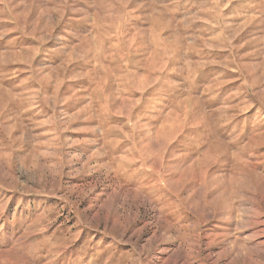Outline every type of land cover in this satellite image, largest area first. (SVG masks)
<instances>
[{
	"label": "rangeland",
	"instance_id": "obj_1",
	"mask_svg": "<svg viewBox=\"0 0 264 264\" xmlns=\"http://www.w3.org/2000/svg\"><path fill=\"white\" fill-rule=\"evenodd\" d=\"M263 221L264 0H0V264H264Z\"/></svg>",
	"mask_w": 264,
	"mask_h": 264
},
{
	"label": "bare ground",
	"instance_id": "obj_2",
	"mask_svg": "<svg viewBox=\"0 0 264 264\" xmlns=\"http://www.w3.org/2000/svg\"><path fill=\"white\" fill-rule=\"evenodd\" d=\"M263 222H264V221H263ZM263 222H262V223H263ZM261 243L263 244V242H261ZM186 264H190V263L187 262Z\"/></svg>",
	"mask_w": 264,
	"mask_h": 264
}]
</instances>
